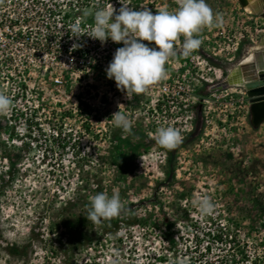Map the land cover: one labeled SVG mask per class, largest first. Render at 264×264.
<instances>
[{"label": "rangeland", "instance_id": "obj_1", "mask_svg": "<svg viewBox=\"0 0 264 264\" xmlns=\"http://www.w3.org/2000/svg\"><path fill=\"white\" fill-rule=\"evenodd\" d=\"M124 2L153 14L178 7ZM206 2L223 26L202 29L200 48L170 58L164 79L131 100L107 78L123 46L110 38L91 39L87 68L60 69L62 85L43 68L18 77L0 67V93L12 101L0 115V264H264V123L252 126L239 89L209 90L260 41L264 17L239 0ZM111 4L122 6L86 0L77 14L91 28ZM118 110L130 132L113 127ZM162 126L179 130L175 149L151 138ZM114 190L121 213L87 220L91 197ZM205 196L208 215L194 204ZM12 244L24 255L9 254Z\"/></svg>", "mask_w": 264, "mask_h": 264}, {"label": "clouds", "instance_id": "obj_2", "mask_svg": "<svg viewBox=\"0 0 264 264\" xmlns=\"http://www.w3.org/2000/svg\"><path fill=\"white\" fill-rule=\"evenodd\" d=\"M117 10L110 7L98 8L94 12V24L89 31L81 33L79 23L69 29L73 37L87 34L101 44L109 38L123 46L115 50L112 60L105 69L107 78L114 79L117 89L131 100L134 95L146 92L150 86L164 79L165 64L177 55L189 56L200 48L199 33L206 27H222L220 13H213L206 0H178L175 11L157 9L156 14L144 7L133 10L124 0ZM183 37L181 41L180 38ZM143 41L154 42L149 46ZM12 106L9 96L0 93V115H6ZM113 127L130 132L132 121L120 110L111 115ZM162 148L175 149L182 140L179 130L171 126L157 128L151 137ZM202 215L213 211L214 205L207 196L194 201ZM124 205L115 190L109 196L100 192L90 199L87 220L99 223L117 217Z\"/></svg>", "mask_w": 264, "mask_h": 264}, {"label": "built area", "instance_id": "obj_3", "mask_svg": "<svg viewBox=\"0 0 264 264\" xmlns=\"http://www.w3.org/2000/svg\"><path fill=\"white\" fill-rule=\"evenodd\" d=\"M84 2L0 0V67L18 77L32 68H43L51 71L55 85L66 80L67 73L60 69L70 68L74 73L87 68L85 54L91 49V38L87 34L73 37L69 30L79 23L81 33L89 31L90 23L77 14Z\"/></svg>", "mask_w": 264, "mask_h": 264}, {"label": "water", "instance_id": "obj_4", "mask_svg": "<svg viewBox=\"0 0 264 264\" xmlns=\"http://www.w3.org/2000/svg\"><path fill=\"white\" fill-rule=\"evenodd\" d=\"M239 1L243 8L249 4V0ZM255 14L264 17V4L261 3V6L260 3L259 6L256 4ZM260 40L256 48L246 52L251 54L249 60L235 63L228 69L225 78L209 88L211 92L230 88L240 89V93H244L250 103V118L254 128L264 123V36Z\"/></svg>", "mask_w": 264, "mask_h": 264}, {"label": "trees", "instance_id": "obj_5", "mask_svg": "<svg viewBox=\"0 0 264 264\" xmlns=\"http://www.w3.org/2000/svg\"><path fill=\"white\" fill-rule=\"evenodd\" d=\"M25 248H26V246L21 249L19 247V244H12V245H8V247L5 250L11 255L21 257L25 253L24 252ZM194 263L191 262V264H194Z\"/></svg>", "mask_w": 264, "mask_h": 264}, {"label": "bare ground", "instance_id": "obj_6", "mask_svg": "<svg viewBox=\"0 0 264 264\" xmlns=\"http://www.w3.org/2000/svg\"><path fill=\"white\" fill-rule=\"evenodd\" d=\"M253 1H255L254 2V5H253ZM249 0V4H246V6L244 7V9L245 8H247L248 10H250L253 14H255V7H256V4H257V6H259V4L256 2L257 0ZM253 6V7H252ZM251 8H253V9H251ZM262 36H264V35H262ZM261 41V40H260ZM260 43V42H259ZM259 45V44H258ZM253 50V49H252ZM251 58V54H246L242 59H241V61L243 60H245V61H247V60H249ZM239 92H241V91H239Z\"/></svg>", "mask_w": 264, "mask_h": 264}, {"label": "crops", "instance_id": "obj_7", "mask_svg": "<svg viewBox=\"0 0 264 264\" xmlns=\"http://www.w3.org/2000/svg\"><path fill=\"white\" fill-rule=\"evenodd\" d=\"M253 1V0H252ZM254 2L255 1H253V5H254ZM258 4L260 3V6H261V3H262V5L264 4V0L262 1H260V0H257L256 1ZM253 7V6H252ZM246 10H248L247 8H245ZM251 9H253V8H251ZM248 12H250V13H252L250 10H248ZM259 16V15H258ZM261 17H263V16H261ZM264 32V31H263ZM264 34V33H263ZM256 44V45H255ZM255 44H252V46H250V50H252L253 48H256V46H257V44H259V42L258 43H255ZM255 45V46H254ZM230 89H237V88H230ZM245 102H246V107L249 109L250 108V103H249V101H248V98L247 97H245Z\"/></svg>", "mask_w": 264, "mask_h": 264}]
</instances>
